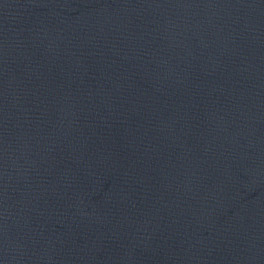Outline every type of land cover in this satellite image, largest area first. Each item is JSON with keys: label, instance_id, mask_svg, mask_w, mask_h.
Here are the masks:
<instances>
[{"label": "water", "instance_id": "95a60500", "mask_svg": "<svg viewBox=\"0 0 264 264\" xmlns=\"http://www.w3.org/2000/svg\"><path fill=\"white\" fill-rule=\"evenodd\" d=\"M0 264H264V0H0Z\"/></svg>", "mask_w": 264, "mask_h": 264}]
</instances>
